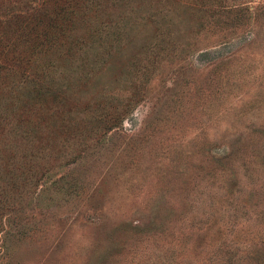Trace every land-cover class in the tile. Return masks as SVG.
<instances>
[{
    "label": "rangeland",
    "instance_id": "374dc122",
    "mask_svg": "<svg viewBox=\"0 0 264 264\" xmlns=\"http://www.w3.org/2000/svg\"><path fill=\"white\" fill-rule=\"evenodd\" d=\"M225 258L264 264V0H0V264Z\"/></svg>",
    "mask_w": 264,
    "mask_h": 264
},
{
    "label": "trees",
    "instance_id": "16d2710c",
    "mask_svg": "<svg viewBox=\"0 0 264 264\" xmlns=\"http://www.w3.org/2000/svg\"><path fill=\"white\" fill-rule=\"evenodd\" d=\"M201 1V3L203 2H207L208 4H215L216 2L220 1V0H199ZM230 257V256H229ZM213 264H236V263H233V261H231L230 258H225V259H221L220 261H217V262H214Z\"/></svg>",
    "mask_w": 264,
    "mask_h": 264
}]
</instances>
